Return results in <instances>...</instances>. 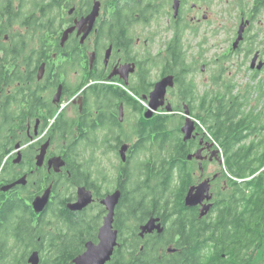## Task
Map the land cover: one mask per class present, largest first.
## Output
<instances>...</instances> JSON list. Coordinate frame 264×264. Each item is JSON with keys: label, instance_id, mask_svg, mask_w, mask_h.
I'll return each instance as SVG.
<instances>
[{"label": "flooded vegetation", "instance_id": "af4514ba", "mask_svg": "<svg viewBox=\"0 0 264 264\" xmlns=\"http://www.w3.org/2000/svg\"><path fill=\"white\" fill-rule=\"evenodd\" d=\"M95 1L102 3L100 14L85 38L86 29L78 24ZM106 1L93 0L85 10L83 0L71 8L57 0L52 10L50 0H0V194L26 197L32 206L51 189L46 211H34L38 220H48L56 204L76 203L85 188L94 202L74 213L86 217L96 211L103 224L102 200L119 190L112 177L134 169L144 146L162 145L148 133L156 122L172 136L166 146L182 138L193 146L189 156L202 152L188 156V163L198 169L196 185L211 179L213 194L220 169L210 172L209 167L221 161L199 131L197 95L210 98L222 61L230 78L264 71L259 69L264 46L245 58L247 37L261 24L243 11L250 0H124L139 3L141 11H113ZM224 2L230 3L228 11L213 14L214 3ZM228 12H237L232 28ZM243 23L244 40L234 49ZM227 33L233 34L231 46L215 60L207 58L212 34ZM231 64L238 66L235 72ZM167 78L173 86L163 100L153 101L156 86ZM188 121L197 130L185 142L182 129ZM201 207L192 209L200 214Z\"/></svg>", "mask_w": 264, "mask_h": 264}, {"label": "trees", "instance_id": "16d2710c", "mask_svg": "<svg viewBox=\"0 0 264 264\" xmlns=\"http://www.w3.org/2000/svg\"><path fill=\"white\" fill-rule=\"evenodd\" d=\"M56 1L48 7L55 10ZM59 1L71 8L78 0ZM83 1L88 10L93 0ZM105 6L141 11L139 3L124 0H108ZM243 11L261 23L264 0L244 3ZM263 32L259 28L247 37L246 59L264 46ZM221 63L210 98L195 100L199 131L224 159L212 210L200 219L196 209L186 207V195L198 180L197 167L188 163L193 146L182 138L166 146L172 136L156 122L148 133L162 145L144 146L134 169L112 177L123 197L115 222L119 246L109 264H264V71L238 85L228 75L227 61ZM66 204L54 205L48 220H38L30 199L0 194V264H29L36 251L40 264H74L88 242H98L102 222L96 211L83 217ZM151 218L163 221L164 232L142 238L140 226Z\"/></svg>", "mask_w": 264, "mask_h": 264}, {"label": "water", "instance_id": "95a60500", "mask_svg": "<svg viewBox=\"0 0 264 264\" xmlns=\"http://www.w3.org/2000/svg\"><path fill=\"white\" fill-rule=\"evenodd\" d=\"M102 3L100 1H95L91 13L80 20L78 27L79 29L85 28V38L93 30L96 19L100 14ZM174 10L176 14L179 10V3L176 2L174 4ZM246 30V25L243 23L239 29L238 37L234 44V49H236L240 43L244 40V34ZM72 30L67 32L70 33ZM67 34L65 36H67ZM258 60V56H255L253 59V64H256ZM264 66V62L260 64L259 69ZM173 86V79L167 78L156 86V90L152 95L153 101L155 100H163L168 87ZM152 113H149V117H151ZM197 127L195 122L188 121L184 128L182 129V133L184 135L185 142L191 141L195 137ZM212 147L214 145L212 144ZM125 149L122 151V159L123 161L127 160ZM219 152H214L213 155H217ZM202 152H198L197 154L190 155L189 159H193L194 157H199ZM211 179H206L202 181L200 184L192 186L185 198V204L187 208H196L198 206H202L200 210V219L208 216L210 211L213 208V194L211 192ZM52 190L49 189L43 196L38 197L32 204L34 211L36 214H42L46 211L50 199H51ZM122 200V191L117 190L111 194H108L103 200L102 205L105 206L107 210V215L105 216L104 222L98 231V242H88L85 246V252L78 256L74 260V264H109L115 254L116 249L119 246V231L115 226V217L116 211L119 207ZM94 202L93 194L87 189L82 188L78 192V201L76 203H71L68 205V209L71 212H80L86 209L89 205ZM164 226L162 224V220L160 218H151L146 224L141 227L140 236L144 238L146 235L153 234L157 232L158 234H162L164 232ZM169 252H174V250L169 249ZM41 256L39 252H34L29 258V264H40Z\"/></svg>", "mask_w": 264, "mask_h": 264}, {"label": "rangeland", "instance_id": "374dc122", "mask_svg": "<svg viewBox=\"0 0 264 264\" xmlns=\"http://www.w3.org/2000/svg\"><path fill=\"white\" fill-rule=\"evenodd\" d=\"M230 3H214L212 11L213 14H216L217 11H222V10H227L228 11V5ZM229 13V12H228ZM237 12H232V14L229 13V15L232 16V18H229V28H232V22H235L236 20L233 18L235 16ZM259 28H261L262 30H264V16L262 17V22L261 24H258V27L256 28V32L259 30ZM264 36V32L261 33V38ZM211 40L209 42V46H211V53L208 55L207 58H210L212 60H215L216 56H219L221 54H223L227 48L229 46H231V42L233 40V34L232 33H227V34H212V36L210 37ZM264 38V37H263ZM243 59V56H240L239 58H236V60L234 62H236L237 64H240L241 60ZM232 65V64H231ZM234 66V65H232ZM234 72L237 70L238 66H234ZM246 74L247 71H245V73L243 72L242 75H240L235 81H237L236 83L239 84H245L248 81L246 80ZM244 79V80H242ZM255 100V99H252ZM221 169V166H219L218 164H213L209 167V171L210 172H215L216 170Z\"/></svg>", "mask_w": 264, "mask_h": 264}]
</instances>
